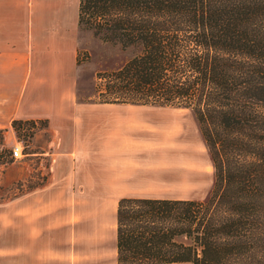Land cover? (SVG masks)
Instances as JSON below:
<instances>
[{
  "label": "trees",
  "instance_id": "obj_1",
  "mask_svg": "<svg viewBox=\"0 0 264 264\" xmlns=\"http://www.w3.org/2000/svg\"><path fill=\"white\" fill-rule=\"evenodd\" d=\"M77 26L128 55L98 101L189 109L213 168L203 199L121 198L117 263L264 264V0H79Z\"/></svg>",
  "mask_w": 264,
  "mask_h": 264
},
{
  "label": "crops",
  "instance_id": "obj_2",
  "mask_svg": "<svg viewBox=\"0 0 264 264\" xmlns=\"http://www.w3.org/2000/svg\"><path fill=\"white\" fill-rule=\"evenodd\" d=\"M78 4L58 20L49 0H0V130L39 121L51 136L49 181L0 201V264H118V201L170 198L155 195L153 158L171 127L155 114L168 106L77 98ZM82 214L93 226L77 224ZM105 217L108 262L98 254Z\"/></svg>",
  "mask_w": 264,
  "mask_h": 264
},
{
  "label": "rangeland",
  "instance_id": "obj_3",
  "mask_svg": "<svg viewBox=\"0 0 264 264\" xmlns=\"http://www.w3.org/2000/svg\"><path fill=\"white\" fill-rule=\"evenodd\" d=\"M75 0H49L52 17L63 20L70 17V6ZM55 9V10H54ZM57 15L53 16V13ZM69 23L70 21H65ZM77 41L76 95L80 100H99L98 88H103L106 73L127 58V54L109 44L101 43L88 30L75 28ZM102 77H99V76ZM156 118L170 122L169 132L160 135V144L154 148L155 181H160L157 196L203 199L213 182V168L207 148L192 112L187 108L162 107ZM160 118V119H159ZM164 126V124H163ZM51 136L44 122L33 124L21 121L9 129L0 130V201L26 192L49 181ZM157 141V143H158ZM22 149L20 159L11 157L12 148ZM149 151L144 154L147 158ZM147 160V159H146ZM148 161V160H147ZM149 163V162H147ZM158 187V186H157ZM76 219L78 225L93 226L95 219ZM102 218L98 224L101 225ZM106 231L99 235V259L111 257V223L103 219ZM99 264H103L99 261Z\"/></svg>",
  "mask_w": 264,
  "mask_h": 264
},
{
  "label": "built area",
  "instance_id": "obj_4",
  "mask_svg": "<svg viewBox=\"0 0 264 264\" xmlns=\"http://www.w3.org/2000/svg\"><path fill=\"white\" fill-rule=\"evenodd\" d=\"M33 124H37V123L36 122H33ZM21 156H22V149H21V147L19 145H15L12 148L11 157L16 160V159H20Z\"/></svg>",
  "mask_w": 264,
  "mask_h": 264
}]
</instances>
